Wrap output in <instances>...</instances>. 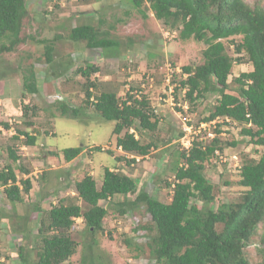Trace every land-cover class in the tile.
Wrapping results in <instances>:
<instances>
[{
    "label": "rangeland",
    "instance_id": "rangeland-1",
    "mask_svg": "<svg viewBox=\"0 0 264 264\" xmlns=\"http://www.w3.org/2000/svg\"><path fill=\"white\" fill-rule=\"evenodd\" d=\"M39 1L41 4L35 8L38 19L22 20L21 34L25 41L14 51L0 53V169L10 165L18 179L31 182L29 193L23 195L22 202L8 201L0 186V213L5 215L0 222V264H22L20 248L27 263L34 264L41 244L37 235L40 218H44L46 211L58 203L75 202L83 206L75 192V182L88 174L99 187L104 165L113 168L116 164L113 156L123 157L122 150L116 145V135L112 134L114 121L96 114L93 105L84 102V78L74 73L77 66L85 63L97 65L98 71L92 75L97 79L98 90L92 89L95 94L101 90H114L122 100L129 93L137 99H147L157 114L160 136L156 143L160 145L166 140L168 144L159 149L152 148L149 155L136 157L130 165L122 160L114 167H121L124 173L137 179V187L142 186L162 202L170 200L171 188L168 185L173 181L175 163L182 161L179 138L183 132L189 136L201 132L183 131L180 113L187 116L194 129L209 114L217 98L207 92L192 103L187 101L185 90L179 89L180 81L186 76L181 67L201 64L206 43L193 38L182 40L177 30L152 15L148 3L141 5V11L146 14L143 16L130 3L120 0H92L89 5L83 4L87 0ZM246 1L251 5L264 6V0ZM68 15L69 20L66 18ZM78 24H91L99 31H108L109 38L118 40L120 47L89 48L84 40H69L66 35L71 25ZM35 27L38 32H35ZM56 34L61 36L56 37ZM37 38L53 42L56 64L46 63L44 46L35 41ZM234 39L240 41L239 36ZM223 42L230 57L241 59L234 62L230 81L241 71L251 70L252 65L244 52L234 50L231 41ZM58 61H61V66L71 64V67L59 73ZM31 64L37 74L39 89L34 94L25 91L22 96V74ZM229 88L236 93L233 83ZM60 101L78 107L79 116L61 115ZM22 106L28 107L25 114L21 112ZM225 127L218 144L226 161L213 157L204 168V174L214 183L213 208L219 203L237 199L244 189L238 183L239 173L231 156L236 155V162L240 164L248 159L257 160L264 154L263 146L252 144L249 137L242 134L239 123ZM132 129L136 131V128ZM18 131L35 135V143L26 144ZM14 135H18L17 138H13ZM96 145L104 150L96 151L91 147ZM69 147L85 150L67 161L62 150ZM9 149L16 153L18 161H12ZM121 197L115 195L108 203L99 201L107 209L101 230L88 233L80 219L75 221L69 235L77 242L76 249L62 264L154 263L147 253V246L142 241L137 242L135 236L138 235L134 233L150 217L144 215L142 209L121 214L116 204ZM125 237L142 245L140 257L132 256V242L125 245ZM247 249V255L254 264H263V254L257 253L253 244Z\"/></svg>",
    "mask_w": 264,
    "mask_h": 264
},
{
    "label": "trees",
    "instance_id": "trees-1",
    "mask_svg": "<svg viewBox=\"0 0 264 264\" xmlns=\"http://www.w3.org/2000/svg\"><path fill=\"white\" fill-rule=\"evenodd\" d=\"M127 2L143 16L146 14L141 11V5L148 3L154 17L177 30L182 40L193 38L206 43L201 64L181 67L186 76L180 81L179 89H185V97L190 103L203 98L207 92L216 95L209 115L202 120L226 116L242 124L241 132L249 137L252 144L264 147V6L251 5L246 0ZM27 14L25 0H0V53L14 51L25 41L21 28ZM236 36L240 37L239 42L234 39ZM67 37L71 41L84 40L89 48L120 47L118 40L109 38L108 31H99L91 24L72 27ZM223 40L231 41L236 52H244L252 65L251 70L241 71L230 81L232 66L241 59H234L225 52ZM36 42L44 46L46 63L56 64L53 42L48 39H38ZM58 63L61 67L59 73L71 67V64L61 66V61ZM97 71V65L85 63L77 66L74 73L84 78V102L92 104L96 114L114 121L112 134L116 135V145L124 153L145 156L150 154L152 148L154 150L168 144L166 140L160 145L156 143V138L160 136L159 119L147 99H137L126 93L125 99L119 100L114 90H101L97 94L92 92V89L98 90L97 79L92 77ZM231 83L236 87V94L229 88ZM22 87V96L25 91L38 92L32 64L22 74ZM58 106L61 115L79 116L78 107L68 106L61 101ZM27 109V106H22V114ZM4 125L7 127V123ZM132 127L136 128L137 135L130 131ZM18 134L24 136V142L28 145L36 141L35 135L27 131H18ZM145 136L147 139H144ZM218 142V137H214L202 148L198 141H194L188 151L179 152L182 164L175 165L172 195L167 203L149 195L142 186L138 189L137 179L124 172L104 167L99 187L94 178L86 174L74 184L83 206L75 202L58 203L46 211L44 218H40L37 235L41 244L36 251L34 264H62L67 260L75 252L77 243L69 235L73 218L82 217L88 233L101 230L107 209L99 204V200L115 195L122 196L116 202L120 213L142 209L144 215H150L151 219L139 227L146 230L145 245L149 257L155 260L154 264H254L247 255V247L251 244L257 253L263 254L264 259V154L257 160L242 162L238 183L244 189L237 199L213 208L210 204L215 196L214 185L203 170L205 161L210 159L214 149L221 148ZM94 149L102 151L100 146ZM81 150V147H69L63 149L62 153L69 161ZM9 155L13 162L18 161L12 149H9ZM125 158L117 157L118 160H125L127 165L135 160ZM0 186L8 201L22 202L23 195L29 193L31 182L29 179H18L15 170L6 165L0 169ZM128 195L134 197L129 198ZM197 201L201 202L200 206ZM4 216V213H0V222ZM260 225L262 228H259ZM131 242L130 237L124 238L126 245ZM19 250L22 264H28L23 249ZM131 250L132 255L140 253L142 246L135 244Z\"/></svg>",
    "mask_w": 264,
    "mask_h": 264
},
{
    "label": "clouds",
    "instance_id": "clouds-1",
    "mask_svg": "<svg viewBox=\"0 0 264 264\" xmlns=\"http://www.w3.org/2000/svg\"><path fill=\"white\" fill-rule=\"evenodd\" d=\"M26 1V0H25ZM122 1H126L127 2V0H122ZM84 3V2H83ZM148 8H149V6H148ZM150 10V9H149ZM27 11H28V9H27ZM150 12L152 13V15H153V12L150 10ZM29 15V11H28V14H27V16ZM26 16V17H27ZM154 16V15H153ZM26 17H24L23 18V21H24V19H26ZM23 24V23H22ZM78 25H80V24H78ZM77 26V25H76ZM71 29V28H70ZM69 33V32H68ZM68 35V34H67ZM66 35V36H67ZM29 37H32L31 35H29ZM37 39H39V38H37ZM35 40V39H34ZM36 41V40H35ZM183 90H185V89H183ZM32 94H34V93H32ZM234 94H236V93H234ZM186 100V99H185ZM187 101H189V100H187ZM183 108L184 109H186L187 107L186 106H183ZM181 115V120H182V122H183V131L185 130V131H189L190 133H191V130H192V132H195L196 130H198V131H201L200 132V134H197L196 132L194 133V134H190V136L189 135H185V132H183V135L179 138V142H180V150H179V152H181L182 150H186V151H188L190 148H191V146H192V144H193V142L194 141H198L199 142V145L202 147V148H205V146L210 142V141H212L213 140V138L214 137H218V139L220 138V136H223L224 135V131H225V129H226V125L227 124H230V123H236V121L235 120H232V119H230V118H228V117H226V116H214V117H212V119H210V120H207V121H205V120H202V121H200L199 123H198V125L194 128V129H192V124H190L189 123V120L187 119V116L186 115H184V113H180ZM209 115V114H208ZM207 115V116H208ZM206 116V117H207ZM238 123V122H237ZM218 124H220V126H218ZM240 124V123H239ZM241 125V127H242V124H240ZM250 125V124H249ZM130 131L131 132H133L135 135H137L136 133H135V131H133V129H130ZM219 131V132H218ZM188 132V133H189ZM23 136V135H22ZM231 144V143H230ZM167 144H165V145H162V146H166ZM96 146H98V145H96ZM96 146H91V147H93V148H95ZM161 147V146H160ZM159 147V148H160ZM102 148V147H101ZM119 149H120V147H118ZM158 148V149H159ZM85 150V149H84ZM83 149L81 150V152L82 151H84ZM104 149L102 148V151H103ZM121 150V149H120ZM80 152V153H81ZM123 152V151H122ZM224 151H222V147L221 148H215L214 149V152H213V155L210 157V159L208 160V161H212V159H213V157H219V159L221 160V161H223V162H225L226 161V158L225 157H223L224 156V153H223ZM149 155V154H148ZM123 156H125L126 158H136V157H138V155L137 156H135V155H131V154H127V153H124L123 152ZM147 155H145V156H139V157H141V158H143V157H146ZM76 158V157H75ZM113 158L115 159V161H116V164H114V166H116V165H119V163H120V161H122V160H118L117 159V157H114L113 156ZM233 159V161H234V163H236L235 164V166L234 167H236L237 168V171H238V173H239V171H240V167H241V164L242 163H240V164H237V157H236V155H232L231 156V160ZM237 161V162H236ZM207 161H205V163H206ZM181 165L182 164V161L181 162H177V163H175V165ZM113 166V168H111L110 166H106V165H104V167H108V169L109 170H111V171H115V172H117V171H119V170H121L122 172H124V170H122V168L120 167V169H118V167H114ZM175 167V166H174ZM205 168V167H204ZM104 169V168H103ZM104 171V170H103ZM103 171H102V175H103ZM203 172H204V170H203ZM174 173H175V168H174ZM126 174H128L129 175V173H127L126 172ZM205 175V174H204ZM206 176V175H205ZM207 177V176H206ZM208 178V177H207ZM209 179V178H208ZM209 181L214 185V183L209 179ZM100 184H101V180H100ZM173 184H174V176H173V181H172V183L169 185V187L171 188V195H172V187H173ZM138 189H139V187H138ZM148 193V192H147ZM150 195V194H149ZM170 195V196H171ZM155 198V197H154ZM108 199H111L112 200V198H107V199H101V200H105V201H107V203H108ZM156 199V198H155ZM170 199H171V197H170ZM214 199H215V196H214ZM158 200V199H157ZM100 201V200H99ZM160 201V200H159ZM170 201V200H169ZM168 201V202H169ZM197 202H200V201H197ZM196 202V203H197ZM213 202H214V200H213ZM212 202V203H213ZM167 203V202H166ZM212 203L210 204L211 206H212ZM222 203H224V202H222ZM100 204V203H99ZM220 204V203H219ZM197 205H198V203H197ZM200 205H201V202H200ZM199 205V206H200ZM218 205V204H217ZM102 206V205H101ZM105 209H106V207L105 206H103ZM213 207V206H212ZM130 210H128L127 212H129ZM127 212H125V213H127ZM125 213H121V214H125ZM149 217H150V215L149 214H147ZM81 220L83 223H84V221H83V219H82V217H74L73 218V220H74V223H75V221H77V220ZM151 219V218H150ZM103 222V221H102ZM74 223H73V225H74ZM72 225V226H73ZM138 229H136V227H134L133 229H136V231L134 232V233H137V235L138 236H135V240H137V242H140V241H142V242H144V243H146V240H147V237L145 238L144 237V235L146 234V230L144 229V228H140V227H137ZM124 242V241H123ZM137 242H135V241H133L132 242V245H133V247H135V244H138V245H141L140 243H137ZM125 244V243H124ZM126 245V244H125ZM142 246V245H141ZM141 254H142V252L140 251V253H136L135 252V254L134 255H132L133 257H135V258H138V257H140L141 256ZM154 263H155V260H154ZM153 263V264H154Z\"/></svg>",
    "mask_w": 264,
    "mask_h": 264
},
{
    "label": "crops",
    "instance_id": "crops-1",
    "mask_svg": "<svg viewBox=\"0 0 264 264\" xmlns=\"http://www.w3.org/2000/svg\"><path fill=\"white\" fill-rule=\"evenodd\" d=\"M34 1H38V3H34ZM42 1H44V0H42ZM120 1H122V0H120ZM91 2H93V1L92 0H88V1L84 2L83 4L87 3L86 5H89V4H92ZM39 4H41L39 0H26V9H28V11H29V15L26 17L27 20L30 21V20H33V19H38V15L36 14L37 10L35 8L37 7V5L39 6ZM90 6H92V5H90ZM86 15H88V14H86ZM63 16L65 17V15H63ZM64 17H63V19H64ZM69 17H70L69 15L66 17L67 20H69ZM75 26L76 25H71V28L75 27ZM35 32H38V31H36V27H35ZM56 36H61V35L60 34H56ZM36 78H37V74H36ZM37 80H38V78H37ZM38 88H39V86H38ZM5 99L9 100V97L8 98L5 97ZM0 100H2V99H0ZM0 128H2V127L0 126Z\"/></svg>",
    "mask_w": 264,
    "mask_h": 264
}]
</instances>
